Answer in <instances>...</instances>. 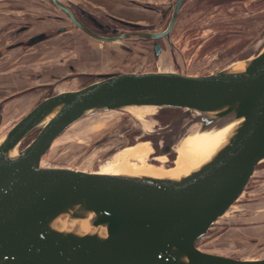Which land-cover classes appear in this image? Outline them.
<instances>
[{
    "label": "water",
    "instance_id": "1",
    "mask_svg": "<svg viewBox=\"0 0 264 264\" xmlns=\"http://www.w3.org/2000/svg\"><path fill=\"white\" fill-rule=\"evenodd\" d=\"M183 1L175 3L164 34L174 27ZM54 34L37 35L24 45ZM156 48L159 55L161 47ZM242 62V69L234 63L199 77L175 71L104 74L85 88L44 99L27 113L0 139V264H264V259H235L198 246L264 163V38L260 51ZM143 106L183 109L176 124L191 118L188 131H204L231 116L237 124L207 161L181 176L43 166L56 138L72 124ZM52 107L56 111L45 125L33 130ZM18 142V158H5L6 149ZM176 142L168 138L162 153H171Z\"/></svg>",
    "mask_w": 264,
    "mask_h": 264
},
{
    "label": "rangeland",
    "instance_id": "2",
    "mask_svg": "<svg viewBox=\"0 0 264 264\" xmlns=\"http://www.w3.org/2000/svg\"><path fill=\"white\" fill-rule=\"evenodd\" d=\"M34 1L39 5H44V7L49 6L48 8L51 7V9L54 10L51 5H48L49 2L47 0H32V2ZM138 1L139 6H151L156 10L155 14L152 12L148 13L152 16L156 15V17H154L155 19L150 21L141 20L142 22L140 23L143 24L142 26L144 29L150 28L154 31H159L166 28L168 23L165 20L158 19L157 16L163 14L162 12H164L166 6L174 3L175 0ZM222 1L231 0H220V2ZM250 1L251 2L244 7L247 11V17L239 20V22L237 21L238 23L233 22L235 25H231L228 29H224V25H222L220 21L210 26L208 22L192 21L193 17L197 18L199 17L198 15H200L198 13L192 18L188 17L189 13L194 12V6L197 1L194 0L187 3V6H184L182 9L181 16H179L171 33V40L174 41L177 49L174 50V53L173 51H169L168 49H170L169 47L171 45L169 42L165 41L167 49L159 56V59H155L154 57L153 59L149 54H147L146 57L142 56L146 53V50L140 47L137 52L143 53L142 55L136 56V54H134V56L127 58L129 55L123 53L119 54L122 60L117 58L119 60L116 61L113 59L114 57L109 54L113 50L112 45L104 47L96 41L85 42L84 40L87 39L84 38L86 37H83L82 34L77 32L75 34H72L73 32L70 33L71 36H76V41L74 45L72 44L69 48H65L69 43H63L67 34L61 35L59 39L55 41H47L42 44L39 42L28 48L27 45L24 44L30 40L28 38L30 33H18L19 31H15L12 32L11 35L4 37L2 36L3 30H0V50L2 51L4 49L3 52L0 51V109L3 108L2 117L0 115V139L11 127L25 117L28 110L35 104L34 98L29 96H22L18 101L16 99L6 104H4L3 101L7 97L17 94L20 95L22 91L37 86L40 83L52 82L47 76L42 78L39 76L45 71L47 73L50 71L48 69L51 68L52 72H54L55 70L53 67L59 65V63L53 61L54 59L56 60V58H54L55 55L48 52L51 47L60 51V54L63 50L72 47L76 50L77 54L79 50L85 49L90 51V53H88L92 55V57L95 54L100 56L96 59L98 61H95V63L93 62V64L90 63L89 69L82 68V70H88L90 73L175 71L182 74L197 75L198 77L201 75H212L213 73L224 70V68L226 69L234 63H236L234 64L236 68H240L244 65L242 61L233 62L231 64L226 62L225 65H219V62L227 61L230 56L229 54H225L226 52L216 55L218 49L224 51L232 46L249 47L248 49L250 52L245 55L247 59L255 56L257 52L260 51L264 38V0L259 4L257 1ZM221 8L225 9L226 7L218 4L213 9L221 10ZM251 9L255 13L249 14ZM161 10L163 11L161 12ZM6 11L7 14L0 11V18L10 15L14 19H19L21 16V18H24L25 15L27 17L34 15L33 12H20L16 15V12L12 13L11 11ZM54 13L59 12L54 10ZM224 13L226 14L219 15V20L226 19V15L232 12L229 13L228 11H224ZM140 14L144 13L140 11ZM213 19H215V17ZM21 25L24 26L26 24ZM189 25L191 29L193 28L192 30L198 26V29H203L202 33L205 32L209 36L205 34L201 41L199 38L189 39V35H184V29ZM214 26H216V28ZM208 29H213L216 35L214 36V33L211 35V32L207 31ZM212 36H214L213 39H211ZM198 41L202 42V44L198 45ZM19 43L22 45L20 48L16 47ZM108 49H110V52ZM68 55L71 56L70 53L64 56L66 60H59L61 61L59 65L61 68L68 64ZM77 56L79 57V55ZM116 56L115 54V57ZM123 61L124 63L127 62V65L122 66L121 63ZM96 64H98V66L94 67ZM52 72L50 74H52ZM77 89H80V87L60 85L55 87L54 94L57 95L61 91H75ZM159 109L160 108L149 106L133 107L126 110L109 111L86 117L84 120L72 124L71 127L57 138L51 150L48 151V154L45 156L43 166L88 171L102 170L101 172L111 175L124 174V169H127V166L131 168H135L137 165L141 166L142 163L133 159L118 158V153L124 148L137 146V144L145 142L141 139H136L132 141L133 144L130 145L129 141L126 139V135L142 129V122H144L145 125L147 124L148 127L151 126L148 122L153 120L152 116L154 114L156 115L164 108ZM184 114L185 111L181 109L178 115L175 114V116L169 120L168 125L158 130V136L161 140L160 145L162 147L167 143L168 138L174 136L176 139V144L172 146L173 151L169 153L174 157V160L179 156L180 150L190 136L192 134L196 135L199 132V128L195 131L186 130L194 124V121L190 120L191 118L188 120L184 119L183 122H180V125L176 124V121L184 118ZM209 130L206 131L208 132ZM181 133L183 135L180 139ZM31 139L32 137H30V141ZM26 142L27 141H25V143ZM25 143L22 144L21 149L25 147ZM151 147L152 145L150 144V148ZM151 149L148 158L143 162V165L150 167V156H154V149ZM176 150L177 153H175ZM166 159L168 158L165 157V159H162L160 157L158 161H160L161 164H165L167 162ZM175 162L170 167H165L163 164L157 167H162L170 171L176 168L177 165ZM262 167H264V163L259 166V171L252 180L248 182L249 184L243 196L237 201L233 208L230 209L225 217L212 226L208 234L199 242L198 246L201 247L202 250L235 259H264V168Z\"/></svg>",
    "mask_w": 264,
    "mask_h": 264
},
{
    "label": "flooded vegetation",
    "instance_id": "3",
    "mask_svg": "<svg viewBox=\"0 0 264 264\" xmlns=\"http://www.w3.org/2000/svg\"><path fill=\"white\" fill-rule=\"evenodd\" d=\"M49 2L48 5H51L52 8L59 13H54V10L48 8L49 6L39 5L37 2H32V0H23L21 2L20 10L25 13L33 12L34 15L26 16L24 18L14 19L12 17H2L0 18V30H3L4 37L11 35L12 32L19 31L18 33H30L28 35L29 39H32L33 37L37 35H41L48 32H55L52 37L43 40L40 42L41 44L44 42H49L52 40H57L61 35H66L65 40L63 43L67 42L69 43L68 46H64L65 48H69L74 45L76 41V36H71L70 33L75 34L80 33L83 37H86L84 39L85 42H91L96 41L102 46L112 45L113 50L111 53H109L110 49H108V53L114 57L113 59L122 60V58L119 57V54L126 53L129 55L127 58H130L136 54V56L142 55L143 53H139L140 47L144 48L146 50V53H144L142 56L146 57L147 54L151 58L159 59V56H161L167 49L166 42H169L171 45L168 49L169 51H173L177 49L175 47V43L173 40H171V33L172 28L168 34H164L169 27V24L172 20L173 12L175 3L178 0H175L174 3L168 4L166 8L161 10L163 14L157 16L160 20H165L168 24L166 28L154 31L153 29H147L142 26L140 22L141 20H153L155 19L156 15L152 16L148 14L149 12L156 13V10H154L151 6H139L138 0H47ZM194 0H184L183 3H181V6L178 11V15L176 22L179 19V16H181L182 9L184 6H187V3L192 2ZM196 5L194 6V12L189 13L190 18H192L195 14L199 17L192 19V21H200V22H208L209 26L213 25L214 23L222 22V25L224 29H228L231 27V25H235L233 22H239V20L246 18L247 11L244 7L247 6L251 1L250 0H231V1H222L220 0H195ZM257 1L259 4L263 0H253ZM218 4H221V6L226 7L225 9L221 10L213 8L216 7ZM47 7V9H46ZM140 11L144 14H140ZM224 11H228L229 13L232 12L229 15H226V19L219 20V15L226 14ZM35 12V13H34ZM46 12V13H45ZM147 13V14H145ZM255 13L252 9L249 11V14ZM249 16V15H248ZM27 17V19H26ZM215 17V19H213ZM30 18V19H28ZM199 18V19H198ZM26 19V20H25ZM25 21V22H24ZM237 22V23H238ZM26 24V25H21ZM176 24V23H175ZM175 26V25H174ZM203 27V26H202ZM216 28V26H214ZM199 27L192 30L190 28V25L184 29V35L188 36L189 39H202V37L205 36V32L202 33V30L198 29ZM208 32H211V35H216V32L211 29L207 30ZM89 33L95 34L101 38L105 39H116L112 42L109 41H99L95 38H93ZM69 34V35H68ZM139 34H164L163 36L159 38H151L144 35ZM1 36V37H2ZM206 36H209L206 34ZM214 36L211 37V39L214 38ZM80 37V38H83ZM130 41V42H129ZM166 41V42H165ZM198 41L199 44H202V42ZM56 43V42H55ZM128 43V44H127ZM71 44V45H70ZM156 45H159L161 47V52H159V55L156 54ZM249 47L245 46H232L231 48L227 50L218 49L216 55L219 54H229V59L225 62H219V65H225L226 62L229 64L233 62L238 61H245L246 53H249ZM56 48L51 47V49L48 51L51 54H54L56 60V63L60 62L59 60H66L64 57L65 54L70 53L71 56L68 55V64H66L63 68H61L59 65L53 67L55 70L52 72V68L48 69L42 74H38L41 78L42 77H49L52 82H43L38 84L37 86L31 87L25 91H22V94L13 95L10 97H7L3 102L4 104L9 103L10 101H15L17 99H21L22 96H29L34 98V105L28 110V113L31 112L37 105H39L44 99L50 98L55 96V87L56 86H79L80 89L85 88L87 85H90L96 81L99 80L100 75L109 74V73H90L88 70H82L83 69H89L90 63L93 64L98 57V55H89L90 51L82 49L78 51V54L76 53V50L72 47L70 49H65L60 54V51L55 50ZM1 51V50H0ZM4 49L1 51L3 52ZM89 52V53H88ZM182 53V52H181ZM60 54V55H59ZM115 54L117 55L115 57ZM73 55V56H72ZM79 55V57L77 56ZM131 55V56H130ZM193 55V54H192ZM72 57V58H69ZM143 57V58H144ZM119 58V59H117ZM153 58V59H154ZM145 59V58H144ZM88 61V62H87ZM202 61V60H201ZM122 66L127 65V62L124 63V61L121 63ZM97 67L98 64L94 65V67ZM50 67V66H49ZM45 70V69H43ZM62 72H61V71ZM65 70V71H64ZM82 71V72H81ZM43 72V71H42ZM52 72V74H50ZM77 89V90H80ZM75 90V91H77ZM74 91V90H73ZM62 92H69V91H61ZM58 93V94H60ZM57 96V95H56ZM160 110V109H159ZM181 111V109H161L159 113L156 115L154 114L152 116V121L148 122L151 124V126L148 127L142 122V129L136 130L132 133H129L126 135V139L129 141V144L132 145V141L136 139H141L145 141L144 143L139 144H150L152 145L151 148L154 149V156H150V165L159 166L162 165L159 160L160 157H163L166 154L162 153V146L160 145V137L158 136V130L166 125H168L169 120L173 118V116L178 115V113ZM3 113V108L0 109V115ZM2 117V115H1ZM57 140V138H56ZM30 142V138L25 143L28 145ZM149 142V143H148ZM137 144V145H139ZM25 145V146H26ZM136 146V145H135ZM129 148V147H127ZM125 149V148H124ZM123 149V150H124ZM122 150V151H123ZM121 151V152H122ZM119 152L118 154H120ZM153 153V152H152ZM162 153V154H161ZM117 154V155H118ZM116 155V156H117ZM115 156V157H116ZM168 159L163 166H172L174 164L175 160L174 157H172L170 154L166 156ZM264 168V167H262Z\"/></svg>",
    "mask_w": 264,
    "mask_h": 264
},
{
    "label": "bare ground",
    "instance_id": "4",
    "mask_svg": "<svg viewBox=\"0 0 264 264\" xmlns=\"http://www.w3.org/2000/svg\"><path fill=\"white\" fill-rule=\"evenodd\" d=\"M244 66L238 68L242 69ZM154 107V106H149ZM133 108L129 107L128 109ZM159 108V107H157ZM56 111V107H52L49 109L45 114H43L38 121V123L34 126L35 130L39 126L45 125L50 116L53 115V112ZM235 116L223 118L216 122L215 124L209 126L204 131L199 130V132L195 135L192 134L190 138L186 141L185 145L179 152V156L175 159L176 160V168L167 171L162 167H157L154 165L146 166L143 165L145 159L148 158L151 148L149 144H140L137 146L125 148V150L118 155L120 159H133L137 162L142 163L141 166L131 168L127 166V169H124V174L128 176H154V177H165V176H181L182 174H187L194 168L199 167L202 163L208 160L220 146V144L224 143L227 139L228 134L237 124ZM210 129V130H209ZM206 130H209L208 132ZM32 131V130H31ZM206 131V132H205ZM184 133V132H182ZM180 139L182 137V134ZM179 139V140H180ZM19 142L15 143L14 146H9L6 151L3 153L5 158L9 160H14L18 158V150ZM15 152V153H14ZM16 155H14V154ZM177 153V150L176 152ZM165 159V157H161ZM160 160V158H159Z\"/></svg>",
    "mask_w": 264,
    "mask_h": 264
},
{
    "label": "crops",
    "instance_id": "5",
    "mask_svg": "<svg viewBox=\"0 0 264 264\" xmlns=\"http://www.w3.org/2000/svg\"><path fill=\"white\" fill-rule=\"evenodd\" d=\"M22 1L23 0H0V11H3V13L7 14L6 10H8L9 12L11 11L12 13L16 12V15H18L20 12H22L19 7L21 6L20 4ZM4 17H12V16L9 15Z\"/></svg>",
    "mask_w": 264,
    "mask_h": 264
}]
</instances>
